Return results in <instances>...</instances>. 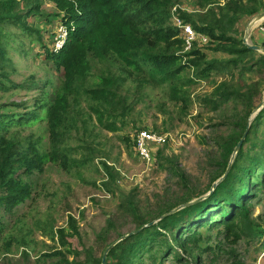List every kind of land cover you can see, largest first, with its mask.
Masks as SVG:
<instances>
[{"label":"rangeland","instance_id":"obj_1","mask_svg":"<svg viewBox=\"0 0 264 264\" xmlns=\"http://www.w3.org/2000/svg\"><path fill=\"white\" fill-rule=\"evenodd\" d=\"M237 1L245 0H175L169 24L175 27L172 11L190 14L203 25L226 24ZM55 12L54 3L43 0L40 15L32 14L27 20L35 32L2 26L6 53L0 60V108L24 111L25 107L12 106L11 102L34 103L44 83L48 92L62 87L63 75L51 68L43 46L45 43L51 49L56 43L63 22L53 15ZM263 12L264 7L244 15L235 25L242 38L248 32L249 43L260 35L256 43L260 46L264 38L255 19ZM179 36L182 47L173 50L182 68L174 80L159 82L152 79L147 67L126 68L113 58L95 59L83 87L70 96L69 124L62 127L66 134L54 138L45 119L10 128L18 138L38 139L45 151H65L69 164L51 161L42 171L22 174L31 185L26 201L12 210L0 205V264H102L110 245L135 234L141 223L155 224L161 215L187 199L207 194L220 180L215 179L222 170L220 144L234 133L236 121L246 114L241 95L231 93H243L258 83L255 109L247 119L250 126L264 106L258 108L264 101V69L249 70L247 65L264 53L255 50L234 66L229 63L232 53L217 50L221 41L209 34L190 47L180 32ZM161 47H166L164 42ZM196 49L205 53L199 65L193 64L196 58L191 54ZM209 66L212 72L205 76L202 71ZM103 76L117 79L108 102L94 100L85 92ZM98 107L112 110L103 117V123L94 110ZM143 128L174 139L153 147L149 162L135 149L136 134ZM249 136L246 149L255 141H264V123ZM250 209L239 238L232 233L227 239L223 225L202 226L198 245L205 250L199 259L177 247L178 253L168 254L162 264H233L234 260L264 264V188ZM71 218L78 234L73 232ZM59 229L67 232L65 245ZM116 244L108 250L106 264H116V255L110 254ZM151 260L147 257L143 264H151Z\"/></svg>","mask_w":264,"mask_h":264},{"label":"trees","instance_id":"obj_2","mask_svg":"<svg viewBox=\"0 0 264 264\" xmlns=\"http://www.w3.org/2000/svg\"><path fill=\"white\" fill-rule=\"evenodd\" d=\"M42 1L0 0V60L6 53L2 26L11 25L23 31L35 32L29 29L27 20L32 14L40 15ZM48 1L53 2L57 8L53 15L61 17V21L68 28V36L62 48L57 51L43 43L44 56L51 62V68L63 75L64 79L62 87L51 92L44 90V83L41 94L32 104L24 101L11 102L12 106L25 107L24 111L16 112L9 106L0 108V205L8 210L24 203L31 193V185L23 180L22 174L32 175L36 171H42L51 161L69 164L65 151L60 152L55 148L45 151L38 139L16 137L15 133L10 132L12 126H25L45 119L54 138L66 134V129L62 127H66L68 123L70 96L77 94L79 88L83 87L84 81L92 73L95 59L103 61L113 58L126 68L139 70L147 67L152 79L159 82L174 80L182 68L180 57L174 51L182 47L183 39L179 36L181 31L179 27L169 24L171 6L175 0ZM235 3L232 16L230 15L226 24L212 22L203 25L190 14L183 12L180 17L192 23L198 32L209 34L214 40L221 41L217 50L223 49L224 52L232 53L229 63L237 66L243 56L256 51L243 43L235 25L244 15L259 12L264 7V2L245 0ZM161 42L165 43V48L161 47ZM191 54L196 58L193 60L194 65H199L205 57V53L198 49ZM211 67H206L202 73L207 76L212 72ZM256 67L264 69V55L247 65L249 70ZM242 68L246 69L244 66ZM116 83L115 77L103 76L97 85L86 88L85 92L94 100L108 102L109 94H113ZM257 85L254 82L243 93H231L241 95L239 99L246 114L236 121L234 133L220 144L223 160L219 166L222 170L215 179L226 173L235 147L246 130L247 119L255 109L254 101L259 91ZM115 106L117 104L112 107ZM94 110L102 123L103 117L112 112L99 107ZM263 123L264 106L253 119L251 129L235 154L230 169L214 190L207 197L171 214L164 217L159 214L157 217L162 218L155 224H148V221L141 223L138 232L123 238L116 244L118 246L111 249L110 254L116 255L114 262L143 264L150 257L151 264H162L168 254L178 253L177 247L185 253H193L192 256L199 259L205 250L198 245L202 237L199 229L202 226L213 228L223 225L227 239L232 233L235 238H239L245 230L253 199L264 188V141H255L247 149L244 147L250 141L249 134L255 133ZM190 200L187 199L184 203ZM72 227L74 234H78L73 219ZM236 227L241 229L237 230ZM58 232L65 245L67 232L64 229H59ZM239 262L234 260L233 264ZM66 264L72 262L68 261Z\"/></svg>","mask_w":264,"mask_h":264},{"label":"built area","instance_id":"obj_3","mask_svg":"<svg viewBox=\"0 0 264 264\" xmlns=\"http://www.w3.org/2000/svg\"><path fill=\"white\" fill-rule=\"evenodd\" d=\"M177 10V8H176ZM175 19V26L179 27L181 31V36L184 37L188 47L191 45L200 43L201 38L204 36L203 33L198 32L191 23L184 21L180 17L179 13L172 11ZM259 28L264 37V18L259 21ZM68 36V28L64 23L60 24L57 36L56 43L54 45V50L57 51L62 48ZM173 141L174 139L171 138ZM167 135L161 134L159 132L149 130L147 128L140 129L135 137V149L139 154L140 158L149 162L153 160V147H160L165 145L167 142L171 141Z\"/></svg>","mask_w":264,"mask_h":264},{"label":"water","instance_id":"obj_4","mask_svg":"<svg viewBox=\"0 0 264 264\" xmlns=\"http://www.w3.org/2000/svg\"><path fill=\"white\" fill-rule=\"evenodd\" d=\"M263 18H264V12L258 14V15L256 16V19H255V20H259V21H260V20H262ZM247 35H248V32L246 33V36L243 38V43H244L247 47H249V48H251V49H253V50H259V51H262V52L264 53V47H262V46H260V45H258V44L249 43V42H248ZM263 104H264V101H263L262 104L259 105L258 108H261V106H262ZM249 127H250V126L248 125L247 128H246V130H245V132H244V134H243V136L241 137V139H240L239 142L237 143V145H236V147H235L234 154H233L232 157H231L232 160L230 161V163H229V165H228V168H227L226 173L228 172V170L230 169V167H231V165H232V162H233V159H234L235 154H236V153L239 151V149L241 148V146H242V144H243V142H244V140H245V138H246V136H247V134H248ZM226 173H225V174H226ZM225 174H224L222 177H224ZM222 177H221V178H222ZM221 178H220V180H221ZM220 180H219V181H220ZM219 181H216V182L213 184V187L211 188V190H210L207 194H205V195H203V196H200V197H197V198H195V199H193V200H190V201H188V202H186V203H184V204H181V206H178L177 208H175V209L169 211L167 214H171V213H173V212H175V211H177V210L183 208V207L186 206V205H189V204H191V203H193V202L199 201V200H201V199L207 197V196H208V195L214 190V188L216 187V185L218 184ZM167 214H165L164 216H166ZM162 217H163V216H162ZM162 217H161V218H162ZM161 218H160V219H161ZM153 223H154V221L151 222V223H149V224H153ZM146 225H148V224H146ZM138 231H139V230H138ZM138 231H137V232H138ZM126 236H130V235L128 234V235H126ZM126 236H124L123 238H125ZM115 244H116V243H113L112 245H110V247L108 248V250H109L111 247H113ZM108 250L106 251L105 255L103 256L102 264H106V254H107Z\"/></svg>","mask_w":264,"mask_h":264},{"label":"crops","instance_id":"obj_5","mask_svg":"<svg viewBox=\"0 0 264 264\" xmlns=\"http://www.w3.org/2000/svg\"><path fill=\"white\" fill-rule=\"evenodd\" d=\"M254 35H255V34H254ZM259 36H260V35H259ZM259 36L255 35V38H254L255 42H253V44H256V43L259 41Z\"/></svg>","mask_w":264,"mask_h":264}]
</instances>
